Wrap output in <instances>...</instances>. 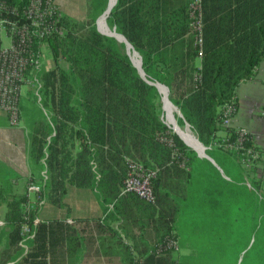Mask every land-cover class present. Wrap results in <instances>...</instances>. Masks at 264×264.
Listing matches in <instances>:
<instances>
[{"label": "trees", "instance_id": "trees-1", "mask_svg": "<svg viewBox=\"0 0 264 264\" xmlns=\"http://www.w3.org/2000/svg\"><path fill=\"white\" fill-rule=\"evenodd\" d=\"M4 1L22 9L29 0ZM188 1L167 11L162 0H116L112 6L106 22L141 56L145 78L123 50L124 43L62 13V34L46 38L54 65L39 72L42 104L53 114L50 121L36 119L28 138L27 155L37 167L28 181L41 186L46 202L61 205L68 184L94 189L110 216L150 224L157 238L153 250L167 238L184 237V229L200 222L225 225L230 204L254 193L235 173L231 160L241 164V156L218 143L222 136L235 138V128L220 120L221 107L235 99L238 85L254 77L264 58V0H202L200 67L181 61L157 71L151 55L189 32ZM107 3L92 0L93 20ZM147 81L167 87L168 99L182 114L178 122L189 123L219 169L196 156L160 119L161 94ZM246 137L244 146L259 150ZM126 157L155 172L153 203L121 191ZM26 200L27 194L18 196L9 181L0 182V264H74L79 236L61 220L33 226L35 234L22 255L21 226L35 215L25 209ZM259 201L260 217L264 199ZM137 258L133 255L130 264Z\"/></svg>", "mask_w": 264, "mask_h": 264}, {"label": "crops", "instance_id": "crops-1", "mask_svg": "<svg viewBox=\"0 0 264 264\" xmlns=\"http://www.w3.org/2000/svg\"><path fill=\"white\" fill-rule=\"evenodd\" d=\"M185 2L186 0H162L165 11ZM193 50V35L186 32L171 45L155 51L151 59L154 61L155 70L162 71L165 67L171 66L173 62L178 65L181 61L190 64L189 60L192 58ZM200 62L199 57L193 58L192 65L195 70L200 67ZM235 101L237 111L229 119L227 126L243 128L252 144L259 149L256 151L258 158L251 166L252 170L248 178H255L254 185L263 190L264 58L257 66L254 77L238 85ZM29 134L22 124L12 126L7 117L0 113V182L9 181L13 192L18 196L27 194L28 179L36 168V164L31 162L27 155ZM223 134L224 132L220 131L218 135ZM243 177L247 182L245 179L247 176ZM105 206L96 196L94 189L68 184L62 195V204L54 205L45 201L39 217L46 222L49 220L66 222L72 227L74 234L79 236L80 244L74 264L81 262L82 264H130L133 255L138 256L140 264H171L175 259H178L180 264H196L195 247L192 244L187 245L182 234H178L180 240L178 251L154 253L152 246L157 238L150 224L140 223L142 219H138L136 223L130 219H117L109 215L108 209L104 210ZM107 206L110 207L108 204ZM3 211L4 207H1V213ZM27 240L20 242L23 248L22 255L27 252Z\"/></svg>", "mask_w": 264, "mask_h": 264}, {"label": "built area", "instance_id": "built-area-1", "mask_svg": "<svg viewBox=\"0 0 264 264\" xmlns=\"http://www.w3.org/2000/svg\"><path fill=\"white\" fill-rule=\"evenodd\" d=\"M61 11L56 0H29L27 5L20 9L0 0V113H3L10 125L16 126L20 122L19 97L21 89L25 86H34L37 91L42 87L39 72L43 66L42 47L45 46L50 54L46 38L54 34H62L63 26ZM188 29L193 35L194 46L197 48V57L202 56V27L203 11L202 0H189L187 4ZM40 99V98H39ZM220 120L227 125L229 119L237 111V104L233 98L222 107ZM243 128H235V138H221L218 143L226 151H234L241 156V164L250 168L258 158V153L244 146L247 139ZM127 174L121 186L122 192H134L147 202L153 203L151 179L155 172L143 164L129 157L125 158ZM247 180V177L245 178ZM246 184L253 189L259 199H264V190ZM27 200L24 202L26 210L35 212L31 222L25 221L21 226V243L34 236L33 226L42 220L39 217L42 204L45 200L41 197V186L34 181H28ZM3 222L0 221V225ZM179 238H167L166 241L155 245L154 253L178 251ZM136 264H140L137 261ZM171 264H180L175 259Z\"/></svg>", "mask_w": 264, "mask_h": 264}, {"label": "rangeland", "instance_id": "rangeland-1", "mask_svg": "<svg viewBox=\"0 0 264 264\" xmlns=\"http://www.w3.org/2000/svg\"><path fill=\"white\" fill-rule=\"evenodd\" d=\"M91 2L92 0H56L57 6L61 13L66 14L73 21H78L82 25H95L97 29V20L100 18L102 13L97 15V17L93 20ZM108 27L113 32L117 33L109 25ZM118 43L120 44V42ZM123 50L126 52L125 46L123 47ZM42 53V67L51 68L53 64V57L48 54V50L45 46L42 47ZM189 61L191 62H189L190 64L188 65L193 67V59L191 58ZM59 65L60 68H66V70L68 69L67 64L64 61H60ZM161 98L160 106L158 108L159 117L164 123L167 124L172 132H174L172 128L173 126L167 122L166 112L164 110ZM43 100V93L41 91H37L34 86L27 87L24 85L22 87L21 95L19 97L20 122L18 124H22L24 126L27 134L31 132L33 122L36 119L44 118L46 121H50L51 119L53 111L50 107L43 106ZM181 115L177 111L174 112L177 126L181 129H185V121H182L181 124L178 122L179 119L182 120ZM191 132L197 139L194 131L191 130ZM186 146L192 150L196 156H198L197 151L188 145ZM231 161L235 165L236 175L240 173L241 176H247V180L251 182V186L257 188V186L254 185L255 178H248L250 171L248 170V167L238 164L236 158L235 160ZM241 181H243V179ZM243 184L247 185L245 181H243ZM244 189V187L240 188L242 191ZM251 191H253L255 194L245 193L243 198L240 197V200H236V202H232L230 204L231 211L229 219L226 221L225 225H219L217 222L216 225H211V223L202 225L200 222L195 228L188 227L184 229L188 230V233L184 235V242L187 245L192 244L195 247L197 253V259L195 260L196 264H264V214L262 213L260 217L259 214H257L256 208L260 202L259 196L253 189H251ZM254 210H256L255 217ZM190 230H194V232L190 233ZM80 264H82V262Z\"/></svg>", "mask_w": 264, "mask_h": 264}, {"label": "bare ground", "instance_id": "bare-ground-1", "mask_svg": "<svg viewBox=\"0 0 264 264\" xmlns=\"http://www.w3.org/2000/svg\"><path fill=\"white\" fill-rule=\"evenodd\" d=\"M115 0H109V6H113ZM97 25H98V29L104 33V34H109V35H114L115 37H117L119 42L124 43V38L118 34L113 32L108 25L106 24V20L104 16H100V18H98L97 20ZM131 48L129 46H127V51L133 61V64L141 71V59L139 58L138 54H136L135 50L134 52L130 50ZM161 95L163 96L162 102H163V106H164V110L166 112V117H167V122L173 126L174 130L181 136V138L185 141V143L191 147L192 149L198 151L200 154H202V148L198 142V140L196 139V137L193 135V133L191 132L190 128L188 126H186L185 129H181L177 126V122L176 119L174 117V112H176L177 110L168 102V97H166V90L164 89V87L161 84L157 85Z\"/></svg>", "mask_w": 264, "mask_h": 264}, {"label": "water", "instance_id": "water-1", "mask_svg": "<svg viewBox=\"0 0 264 264\" xmlns=\"http://www.w3.org/2000/svg\"><path fill=\"white\" fill-rule=\"evenodd\" d=\"M116 3V0L114 1V4ZM113 4V5H114ZM111 8H112V6H109V0H108V3H107V6H106V9L103 11V13L101 14V16H104L105 17V20H106V17L109 15V13H110V10H111ZM97 30H98V32H100V33H102L98 28H97ZM113 30H115V27H113ZM102 34H104V33H102ZM119 34V33H118ZM105 35H108V36H112V37H114L115 39H116V41L117 42H119L118 41V39H117V37H115L114 35H109V34H105ZM123 38H124V46H125V49H126V54L129 56V58H130V60H131V62H132V64H133V61H132V59H131V57H130V55H129V53H128V51H127V46H129L130 48H132L133 49V47H132V45L126 40V38L122 35V34H120ZM134 50V49H133ZM135 52H137V51H135ZM138 53V52H137ZM140 56V55H139ZM140 59H141V57H140ZM133 66L137 69V72L139 73V75L141 76V77H143V78H145L144 77V72H143V69H142V67H141V70H142V73H141V71L133 64ZM149 84H151V85H154L156 88H157V90L159 91V93H161L160 92V90H159V88H158V84H161V83H159V82H155V81H147ZM163 87H164V89L166 90V97H168V89H167V87L165 86V85H163V84H161ZM161 99H163V96H162V98ZM168 102L177 110V112L181 115V112H180V110L175 106V105H173L172 104V102L168 99ZM182 116V115H181ZM185 126H188L189 127V123H187V122H185ZM173 128V127H172ZM173 130H174V128H173ZM174 132L181 138V136L174 130ZM182 139V138H181ZM183 140V139H182ZM197 140H198V138H197ZM183 142L185 143V141L183 140ZM198 142H199V144H200V146H201V148H202V154H200L198 151H197V153H198V156H200V157H204V158H207L208 160H210L215 166H217L216 164H215V162H214V160L209 156V155H207L206 154V152H205V150H206V147L198 140ZM186 144V143H185ZM187 145V144H186ZM196 151V150H195ZM217 168L219 169V167L217 166ZM221 171V170H220Z\"/></svg>", "mask_w": 264, "mask_h": 264}]
</instances>
